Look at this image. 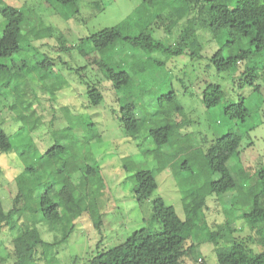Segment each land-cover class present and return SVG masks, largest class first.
Instances as JSON below:
<instances>
[{
  "label": "rangeland",
  "instance_id": "374dc122",
  "mask_svg": "<svg viewBox=\"0 0 264 264\" xmlns=\"http://www.w3.org/2000/svg\"><path fill=\"white\" fill-rule=\"evenodd\" d=\"M4 6L23 13L18 39L25 50L14 56L16 66L11 74L0 78V124L11 145L9 151H0V200L3 210L8 211L20 187L26 200L11 225L0 229V264H14L12 240L39 219L40 212L35 209L41 193L48 190L54 199L64 183L75 186L73 196L81 213L65 223H35L45 242L70 233L51 248L38 247L34 264H88L97 250L118 245L136 229H159L160 222L150 219L157 198L184 220L183 196L191 188L202 187L207 179L201 168L204 161L200 163L196 153L228 130L242 136L239 155L227 162L232 175L238 176L247 167L254 171L264 166V84L258 76V89L243 83L248 66L261 68L264 57H250L225 71H217L208 60L219 48L227 55L245 47V38L228 43L196 23L195 34L185 48L187 52L197 51L194 58L122 43L107 51H91L81 40L117 25L131 36L144 31L164 45L175 44L184 23L170 27L171 14L181 10V0H72L66 5L56 0H0V7ZM3 26L0 14V33ZM107 58L121 62L120 68L129 72L128 87L116 89L107 81L100 65ZM12 59L5 63L10 66ZM45 60L48 62L42 69L40 62ZM88 84L103 94L98 105L88 103ZM213 85L223 91L216 105L203 99ZM169 91L174 93V101L164 99ZM239 98L249 110L243 122L224 113V107ZM129 102L139 120L136 136L124 132L116 115L122 104ZM165 122L172 125L169 141L157 148L147 132ZM54 144L61 149L49 157L47 151ZM183 161L192 164L194 179L192 172L180 170ZM89 165L95 171L90 177L86 174ZM143 169L153 172L157 187L138 202L132 196L134 175ZM244 173L251 175L248 170ZM251 177L222 197H206L196 220L198 237L232 221L237 229L233 237L244 240L254 252L264 250L258 242V235L264 232L262 220L239 216L250 207L243 196L248 186L260 188ZM28 188L32 189L31 196ZM190 245H194L197 261L187 254L182 264H217L214 243L188 237L185 247Z\"/></svg>",
  "mask_w": 264,
  "mask_h": 264
},
{
  "label": "trees",
  "instance_id": "16d2710c",
  "mask_svg": "<svg viewBox=\"0 0 264 264\" xmlns=\"http://www.w3.org/2000/svg\"><path fill=\"white\" fill-rule=\"evenodd\" d=\"M56 1L66 5L72 0ZM192 2L195 5L188 6ZM0 14L4 20V26L0 33V78H2L11 74L10 72L16 66L14 56L25 49L19 44L18 39L23 22L22 11L15 7L4 6L0 7ZM171 17L172 25L170 27H174L179 21L184 23L175 44L164 45L160 41H155L149 33L144 31L131 36L118 25L88 34L81 42H85L91 51H107L114 45L122 43L134 48H141L144 51L159 50L171 56L188 54L194 58L197 56V51L187 52L185 48L195 34L196 23H199L201 26L207 27L216 38L220 40L223 37L226 38L225 42L232 43L241 38L246 39L247 45L232 54L225 55L222 48H219L208 57L210 64L215 66L217 71L233 69L250 57L253 58L257 55L264 57V0H181V10L172 13ZM192 42L193 40H191ZM10 58L13 59L9 66L5 61ZM23 61L24 59H21V62ZM46 62L48 61L40 62L42 69L45 68ZM100 65L105 78L112 83L114 88L128 87L131 76L126 69L120 68L121 62L117 63L113 59L107 58ZM243 76L245 78L243 83L258 89L255 78L258 76L264 84V64L261 68H257L255 64L248 66ZM1 85L0 82V88ZM222 94L221 87L213 85L209 92L203 95L204 102L216 105ZM163 97L167 101H174L175 95L169 91ZM86 98L89 104L95 106L101 102L103 94L95 85L88 84ZM176 108L181 110L179 106ZM133 109V103H123L116 113L124 132L130 136H136L139 132V120ZM224 113L229 118L242 122L249 116V110L245 106L243 98H239L237 102L228 103L224 107ZM171 130L172 125L165 122L160 127L150 128L147 135L157 148H161L168 144ZM241 141V135L233 130H228L209 144H205L204 148H199L196 158L200 163L201 159L204 161V166L201 168L207 179L203 180L202 187L191 188L189 194L183 196V209L186 213L184 220L177 216L172 206L166 205L162 199L157 198L153 201L150 219L160 222L159 229L153 230L150 226L136 229L118 245L97 250L89 259L88 264H182V258L187 254L196 262L197 254L194 245L185 247L188 237L197 238L201 242L214 243L217 264H264V250L254 252L244 240L232 236L237 230L232 225V221L216 225V229L208 231L203 236L198 237L195 233L198 213L205 205L206 197L211 195L219 197L228 191H234L240 184L249 182L251 176L255 178L256 184H260V188L256 189L254 184L248 186L243 196L245 199L247 198L250 207L239 216L243 219H259L264 223V166L254 171L247 167L244 171L242 170L241 174L238 172V176H233L227 166L230 158L239 155ZM10 149L8 135L0 124V151L7 152ZM56 149H61V147L54 144L47 151L48 156L56 153ZM157 155L159 156L161 153L158 152ZM179 166L181 171L192 172L191 178L194 179L190 162L183 161ZM93 169L91 165L87 167L86 174L89 177L95 172ZM247 170L251 175H245L244 172ZM215 174L218 175L217 178H211ZM134 179L132 196L138 202L149 197L157 187L154 174L150 169L136 171ZM25 187L26 185L23 186V188ZM21 189L20 187L13 197L11 208L8 211L3 210L0 200V229L10 226L13 216L24 208L26 196L22 194ZM74 189L75 186L73 188L70 184L64 183L62 188L54 193L56 196L54 199L51 198L48 190L41 193L35 209L36 212H40L39 219L34 220L32 226L26 225L12 240L14 264H34L38 247L51 248L52 245L68 238L70 231L63 233L57 241L45 242L41 239L35 223L45 220L65 223L80 215L79 204L73 196ZM200 189H203L202 193ZM28 190L29 196H31L32 189L28 188ZM95 225L99 227L98 221H95ZM258 240L259 244L264 247V232L258 235ZM224 241L225 243L221 245V242Z\"/></svg>",
  "mask_w": 264,
  "mask_h": 264
}]
</instances>
